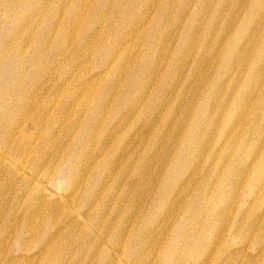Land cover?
Masks as SVG:
<instances>
[{
  "label": "rangeland",
  "instance_id": "rangeland-1",
  "mask_svg": "<svg viewBox=\"0 0 264 264\" xmlns=\"http://www.w3.org/2000/svg\"><path fill=\"white\" fill-rule=\"evenodd\" d=\"M32 1L0 0V41L9 49L5 52L6 58L18 56L12 47L16 42L21 43V52L26 56L22 57L21 78L16 82V90L21 92L15 95V99L23 103L22 107H27V103L30 105L29 114L24 111L26 108L10 110L15 116L24 117L27 114L28 121L22 124L21 134L13 133L9 137L6 130L0 127V148L4 149L7 143L13 144L8 146L0 165V264H161L162 245L179 229L184 230V241L179 243V251L191 252L195 243L216 244V253L204 260L206 264H264V223L260 232L252 229L247 238L242 236L241 231H230L231 224L245 228L248 216L259 212L264 204V186L258 201L253 200L250 190L255 176L259 175L264 182L262 167H255L249 180L244 175L239 179L235 176L236 172L251 166L254 156L250 153L252 144L260 150L262 142L256 132L264 126V120L258 119L263 115V108L254 103L252 112H249L253 116L241 125L239 144L233 148L222 144L223 149L219 148V153H214L222 137L220 133L213 134L207 130L196 138L197 145L189 144L192 124L199 121L200 106L210 97L213 87L228 84L233 79L234 86L226 88V91L231 90L230 97L239 93L241 97V89L247 86L244 79L251 62L256 63L258 74L264 76V56L259 50L260 47L264 49V5L258 23L249 27L252 31L255 25L256 31L249 32L243 40L248 49H241L243 53H239L241 57L244 54L248 57L247 64L231 75L230 68L223 69L222 58L200 57V44L194 41L193 35L185 42V34L190 29V21L196 16L195 32L200 35L207 21L216 18L217 24L205 36L204 52L209 55L217 45H221V54H225L238 45H234L237 37L234 31L240 16L246 14L253 0H137L135 5L130 4L131 0H62L63 10L60 9L58 18V0H50L55 4L41 11L36 7L43 0H37L34 9L28 5ZM186 2L189 3L188 12L183 11ZM34 17L35 24L25 25L26 20ZM173 18H178V22L167 25ZM139 19L142 22L146 19L145 24L137 23ZM158 21L166 23L165 30H160L154 40H149L148 36ZM136 30L138 32L134 36L133 31ZM38 31L46 33L45 39L51 31L54 34L75 33L76 36L69 41L73 50L60 64L61 54L56 53L55 46L48 45L49 49L43 57L35 36ZM33 34V41H37L38 45L30 37ZM124 38L127 39L125 43ZM215 39L219 42L216 43ZM88 40L89 44L86 43ZM161 40L166 43V50L160 46ZM183 41L186 45L181 47L176 59L174 54ZM55 43L57 41L52 42ZM85 45L89 46V50L85 58H79ZM119 45L127 48L131 58L142 60L143 66L149 61L154 63L157 58L158 70L147 71L145 76L140 77V82L142 85L148 83V90L154 91L150 101L159 99L161 106L159 110L154 108L157 122L143 138L136 137V134L143 129L150 101L141 104V112L135 122L123 121L116 132V140L106 142L103 141L106 133L124 117L121 109L133 108L132 96L141 94L140 90L135 92L134 89L127 95L128 98L123 96L129 80L128 70L121 75H114L115 72L100 74L102 56L98 55L96 48L104 51ZM72 53L75 55L71 56ZM40 60H44V64L38 69L36 64ZM83 61L86 65L81 64ZM171 67L172 76L168 72ZM83 72H87V83L72 77ZM197 73H202L204 80ZM113 82L117 86L115 89ZM167 82L168 85H163ZM84 84H87L86 88ZM180 84L188 87L180 93L184 95V101L192 103V106L185 124L179 128L178 123L185 116L176 101ZM43 85L44 90L36 92ZM192 87L198 88L196 96L190 94ZM68 93L76 96L72 104L62 110ZM87 97L94 103L91 108L80 104ZM260 98L264 99L263 91ZM56 105L57 111L53 114L45 113L46 108L52 109ZM174 111L176 113L172 115ZM233 111L237 109L232 105L225 109L226 114ZM226 117L218 122L220 131L227 128ZM169 118L172 124L168 123ZM32 119L37 120L33 123ZM129 144L131 148L125 156L126 161L114 162ZM84 159L96 164L90 173L81 167ZM116 163L118 168L113 170L112 165ZM213 170L223 173L221 183L214 181ZM108 179L116 195L125 194L127 197L130 193L119 204L120 211L116 207L103 213L107 215L106 222L112 219L118 221L117 229L122 220L127 224L123 245L117 249L113 239L103 244L97 239L104 233L100 225L103 218H98L97 210L87 211L84 204L93 194H97L101 204L108 200L110 195L96 186L100 181L108 182ZM228 179L231 182L226 184L235 186L236 193L234 191L225 197L222 185ZM189 181L192 183L186 188L184 184ZM181 192L182 197L178 194ZM163 194L168 196L161 198ZM230 200L234 201L231 214L236 217L231 216L225 222V232L214 242V231L210 227L203 230L208 208L212 203L221 205L223 201ZM239 211L246 212V215L240 216ZM183 213L184 216H194L189 219ZM216 219L213 218L214 223ZM187 224L188 231L183 228ZM146 229L148 231L144 233ZM69 231L73 239L65 249L61 245L50 244L53 251L50 257L48 251H41L40 246L49 235H65ZM193 235L197 242L189 244L188 239ZM150 237L151 241L146 240ZM153 239L156 245L152 244ZM140 243L143 247L137 258L130 252L136 250ZM115 251V259L111 261L110 254ZM221 252L234 259L224 262L222 257L219 260Z\"/></svg>",
  "mask_w": 264,
  "mask_h": 264
},
{
  "label": "bare ground",
  "instance_id": "bare-ground-1",
  "mask_svg": "<svg viewBox=\"0 0 264 264\" xmlns=\"http://www.w3.org/2000/svg\"><path fill=\"white\" fill-rule=\"evenodd\" d=\"M55 1L50 2V0H43L36 7V10L41 11V10L47 9L48 7L51 8V6L53 4H55ZM58 1L60 2V4L58 5L59 7H58V10L56 13V15H57L56 18H58L60 16L61 11L63 10L61 8L63 6L62 0H58ZM136 2H137V0H131L130 4L135 5ZM202 2H203V0H202ZM202 2H201V4H202ZM36 4H37V0H33L28 5H30V7L32 9H34ZM262 5H264V0H253L251 7L246 11V14L243 16H240L239 24L236 26V29L234 31V35H237L234 45H237V44L238 45L236 47H231L225 54H221V49H222L220 47L221 45H217V48H215L214 50H211L209 55H206V52H204V48L206 46V41H207V37L205 38V36H206L207 32L210 31V29H212L215 26V24H217L218 20L216 18H211L209 21H207V23L205 24L203 31L200 35V33L196 34V32H195V29L197 27V16H196L193 20L190 21V29L187 30V33L185 34V38L186 37L187 38L186 39L184 38V41L185 42L188 41V39H190L191 36L193 35L194 41L198 42L200 44V50L198 51V54L200 57L203 56L204 58H211V59H218L219 57L222 58L221 65H222L223 69L225 70L226 68H230L229 73L231 75H234L240 69V66H242V65L244 66L245 63L247 64L248 57L245 54H244V57H241L239 53L242 52L241 49L243 51H246L248 49L246 44L243 43L245 41L244 38L249 34V32L253 33L256 31L255 25L258 23V20H259L258 18H259L260 13H261ZM60 9H61V11H60ZM183 11L184 12L189 11V3L188 2H186V4L183 6ZM178 20H179L178 18H173L171 21H169L167 23V25L168 24H172V25L176 24L178 22ZM25 22H26L25 25L29 26L30 24H32V22L35 24L36 20L34 17L33 19L26 20ZM145 22H146V19L143 22L139 19V21L137 23L145 24ZM254 23H255V25H254L252 31H250L249 27H250V25H252ZM165 27H166V23L158 21L156 23L155 27L153 28V30H151V32L148 36V39L154 40L157 36V33H161L160 30H162V31L165 30ZM231 27H232V25H231ZM231 27H229V30L231 29ZM230 31H232V30H230ZM230 31H229V35L232 34ZM137 32H138V30H136L135 32L133 31L134 36L136 35ZM204 33H205V35L203 36ZM45 35H46V33L44 31H38L35 33V36L38 38V42L40 43L39 47L43 51V57H45V52L47 53V50L49 49L48 45L49 46L50 45L55 46V47H57L56 53L61 54L60 55L61 57L59 58V63H58V64H60L62 59L65 56H67L73 50V48H71L69 45V41L71 39H73V36H76L75 33L68 32L67 34H63V33H60V34L55 33L54 34V32L51 31L49 34V37L47 39L44 38ZM31 36H32V41H33L34 34L30 35V37ZM126 40L127 39L124 38L123 42L125 43ZM51 41L52 42L57 41V43L52 44ZM184 41L182 42V44H181L180 48L178 49V51L176 52V54H174L176 59L178 58V56L180 54L181 47L183 45H186V44H184L185 43ZM215 41H216V43L219 42L218 39H215ZM36 42L37 41H33V43H36ZM38 42H37V45H38ZM160 42H161L160 46H163L164 50H166V48H167L166 43H164V41H162V40ZM86 43L89 44L90 40H88ZM12 47L14 50H16L15 52H17L18 56L16 55L17 56L16 58H12V59L9 58L8 59V58H6L7 54L5 52H7L9 49L7 46H4L2 41H0V127L4 128L6 130L5 132H7L9 137L13 133H14V135L21 134L22 129L24 127L23 125L28 121L27 114H29L28 110L30 109V105H28V103H27V107L26 106L22 107L21 105L23 103L22 102L18 103V101L15 99V95L19 92L16 90L17 89L16 82H17L18 78H21L20 68H21V65L24 61V60H22V57L26 58V56H25V53L21 52L22 46H21L20 42L14 43ZM92 47L95 49L94 46H92ZM87 50H89V46L88 45L83 46L82 54L80 57L79 56L78 57L79 58H85V55L87 54ZM96 50L98 52V55L102 56V66H101V70H100L101 75L112 74V72H115L114 75L115 74L121 75L125 71H127V70L129 71L128 84L126 85V88H124V90H123V92H124L123 96L124 97L128 98L129 96H127V95H130L134 89H135V92L139 91V90L141 91V94L135 93V95L132 96V98H133L132 107L133 108H131V106L125 107V108L123 107L121 110H123V116L124 117L121 119V121L114 124L110 128V131H108V133H106V136L104 137L103 141L112 142V141L116 140L115 139L116 132H118L119 129L121 128V126L123 125V121H128L130 124L132 122H135L139 116V112H141V104H143L145 101H150L151 95L154 93V91L150 92L148 90V88H149L148 83L146 85H142L140 82L141 81L140 77L145 76L147 74L146 73L147 71H157L159 68L157 65L158 61H157V58H155L154 63L152 61H149V64H146L143 66V64H141V63H143L142 60H139L138 58H131L130 53L127 52V48L120 46V45L118 47H109V48L105 49L104 51H101L100 48H96ZM259 50L261 52H263V56H264V49L262 47H260ZM79 53H80V49L77 51V54H79ZM74 55L75 54L72 53L71 56H74ZM31 59L33 61V57H31ZM43 62H44V60H40L39 64L38 63L36 64L38 69L41 67V65L44 64ZM81 64L84 65L85 61H83ZM134 67H135V70L133 71ZM141 67H143L144 69L141 70L140 69ZM168 72L172 76V67H171V69L168 70ZM86 74H87V72L86 73L83 72L80 74L78 73L72 77L81 80L83 83H87L89 80L86 77L87 76ZM197 74L199 77H201V79L204 80L205 76L202 73H197ZM231 79H232V77L230 78V80ZM69 82H71V81H69ZM117 82L118 81H116V83ZM234 83H235V81L232 79L228 84L219 85L220 87L215 86L211 89V91L209 93L210 97H207L204 104H202L200 106L199 114H198V116H199L198 120L199 121H197V123H195V124L194 123L192 124V129L190 130V135H189V138H191V139H189V140H191V141H189L190 145H192V146H194L195 144L197 145L196 138L199 137V135H203L202 131L205 133V130H207V132H211L213 134H219L220 133V136L222 137L221 142L218 143L217 147H215V149L216 148L217 149L214 151V153H219V151L221 149H223L225 144H227V146L229 148H233L239 144L238 139L241 135V133H240L241 125L243 123L248 122V120L253 116V114H249V112H252V108H253L254 103H256V104L259 103V105H261V107L263 108V111H264V99L260 98V93L262 91L264 92V76L261 74H258L255 62L250 63V66L248 69V74L244 79V83L247 86L245 88L241 89V91H242L241 97H240V93L236 97H230L229 93L231 90L226 91V88L231 89L234 86ZM84 85L86 88L87 84H84ZM112 85H113L112 87H114V89L117 87V86H115L114 82L112 83ZM163 85H168V82L164 83ZM178 87H179L178 88L179 92H178L177 97H176L177 106H178V109L181 111V113L183 111L184 115H185L184 118L182 119V121L180 123H178L179 128H180V126L183 127V125L186 122V119H187L186 116H188L190 111H191L192 103L185 102L184 101V95L182 93H180V90H184V88L186 89L188 87L187 86L183 87L182 84H180ZM44 88H45V85H43L42 88L40 87L38 90H36V92H38V91L42 92L44 90ZM161 88L165 89L166 87L163 88L161 86ZM18 89H20V88L18 87ZM197 89L198 88L192 87V89L190 90V94L196 96L198 94ZM70 94L71 93L67 94V99H66L65 104L62 106V110L64 108L69 107V105L72 104V100H74V98L76 96V95H70ZM23 95H24V93H23ZM80 104H81V106H84L86 108H91L94 103L90 99V97H87ZM230 105L235 106L237 111H233V112H231V114H226L225 109H227V107H230ZM57 106L58 105H56L52 109L46 108L45 113L47 115L53 114L54 111L56 110ZM160 106H161V104H160L159 99H153L149 102V108L147 111V118L144 121L143 129H140V132L136 134V137H142L143 138L148 133V130L151 128V126L157 122V115H154V108L158 107V110H159ZM21 108L22 109L26 108L24 111H27V114H25L24 117L23 116L21 117L20 115L15 116L13 113H10V110L18 111V109H21ZM215 109H217V110H215ZM211 111H213V113ZM175 113L176 112L174 111L172 115H174ZM263 115H264V112H263ZM223 116H227L226 118H227L228 124H227L226 130L220 131L218 129L217 125H218L219 120ZM262 116L260 115L258 118L260 121H261V119L264 120V117H262ZM47 118H49V116H47ZM36 120L37 119H32V122L34 123V122H36ZM262 122L264 125V121H262ZM168 123L172 124V119L169 118ZM206 124H208V125L206 126ZM196 127H198V128H196ZM194 128H196V129H194ZM251 129H254V128H251ZM245 132L246 131H244V133ZM256 133H257V135H259V139L262 142V144L259 146L260 150H257L255 145L252 144V149L250 150V153H251V155H254L253 156V162H252L251 166H249V169L247 167H245V169L240 170L238 173L236 172L235 176L238 179L243 177V175H244V178L246 180H249L251 174L253 173L252 170L254 171L255 167L259 166L257 169H259L260 167H262L264 169V158H263V153H262V152H264V126L261 130L257 131ZM23 141L26 142V140H22L21 142H23ZM29 143H30V140H29ZM222 144L224 146H222ZM31 145H32V143H31ZM8 146H13V144L7 143V146L4 149L0 148V165H1V161L4 158L5 154H7ZM19 147H21V146L19 145ZM129 148H131V144L125 146V148L123 150H121V154L119 155V157L114 162H116V161L125 162L126 161L125 156L130 153ZM219 148H220V150H219ZM106 164L107 163L104 164V167L106 166ZM117 165H118V163H116L115 166H114V164L112 165L113 170L118 168V167H116ZM95 166H96V164H94L93 162H87V160H85V159L81 165L82 168L88 169L87 170L88 173H90L92 171V169L95 168ZM0 169H1V166H0ZM213 174H214L213 175L214 181L217 180L218 182L221 183L222 179H223V173L220 170H213ZM84 179H86V178H84ZM103 182H104V179H103ZM103 182L100 181L99 183L96 184V186L101 187L102 191L105 190L110 195L108 200L104 203L102 202V204H101V199L97 196V194H93L92 196H90L88 199L85 200L84 204H85V207H87L86 208L87 211L97 210L100 212V214H99V212L97 214L98 218L100 219V216H102V218H103L102 221L100 222V225H102V228H104V233L101 235V237H98L97 239L102 240V244H103V242H107L108 240L110 241L113 239V241L117 244V246L115 247V249H117L118 247H121V245H123V242H124L123 237L127 233V230H128L127 224L124 222V220H122V223L119 224L118 229H117L116 225H117L118 221H115L112 219V221L106 222L107 215H103V213L108 211L110 208H116L117 207L119 210V204H121L130 195V193H128L127 197L125 194L116 195L115 194L116 191L112 188L113 185L110 183V180L108 179V182H105V183H103ZM227 182L230 183L231 181L228 179L222 185L223 190H225V194H226L225 197H227L229 194H232L235 191V186L234 187L229 186L228 184H226ZM75 183L77 184V181H75ZM191 183H192V181L185 182L184 185H186L185 186L186 188H189ZM259 185H260V187H259ZM263 186H264V182L262 181V179L260 178L259 175L255 176L252 179L251 184H250V190H251V193L253 194L252 195L253 200L258 201L261 199L260 190L262 189ZM228 187H229V190H228ZM258 187H259V189H258ZM165 191H166V189H165ZM73 192L78 193L77 191H73ZM235 193H236V191H235ZM235 193H234V195H236ZM178 194L180 195V197H182V192L178 193ZM167 196H168V194H163V195H161V198H165ZM40 198H41V200L44 199L43 197H40ZM128 200H130V199L128 198ZM232 201L233 200H230V202L229 201H223L221 203V205H218L216 203H212L210 205V207L208 208L209 209L208 215H207V218L205 220V225H203V230L210 227L212 229V232L214 231L213 232L214 235L212 237V240H214V242H216V240L220 239L222 233L225 232V229H226L225 222L229 221L231 216L234 218L236 217V216L231 214ZM184 214L185 213H183V216H184ZM252 214H253V216H248V220L246 221L245 228H243L239 224H237V225L231 224V230L230 231H232V232H235L236 230L241 231L242 236L245 238H247L248 232L252 231V229L254 232L255 231L260 232L262 224L264 223V204L262 206V209L259 212H257V213L255 212ZM192 215L193 214H186L184 217H188L190 219V217ZM239 215L245 216L246 212L239 211ZM214 217H217L215 223L213 222ZM127 219L128 218H126V222H127ZM188 227H189L188 224L186 226H183V228H185L186 231H188V229H187ZM223 228H225V229H223ZM147 231H148V229H146L144 231V233H146ZM194 231H195V229H194ZM227 232L228 231H226V233ZM70 233L71 232L69 231L65 235L60 234V233L57 235H51V236L49 235L47 238H45L43 244L40 246L41 251H46V252L48 251V257H50L52 252H53L52 248H51L52 245H55V244H57L59 246L61 245V248L65 249L67 247V245H69L73 239V234H70ZM149 234H150V231H149ZM183 235H184V230L179 229L170 236L169 240H167L166 243H164L162 245V248H163L162 253L163 254L161 255V264H206V262L204 260L206 258L209 259V257H211L212 255H214V253H216L215 252L216 244L208 245V243H202V244H198V245H197V243H195L193 246V250L191 252H187V251H183V250L179 251L178 245L181 241H184ZM141 237H145V236H141ZM194 238H195L194 235L189 237V239H190V240L188 239L189 244L193 243V242H197V241H195ZM146 240L151 241V237L146 239ZM141 243L138 244V247L136 250H133L130 252V254L132 256L137 257V258L140 256V252H141L142 247H143V245ZM153 243H154V245H156V242H154V239L152 240V244ZM50 244H52V245L50 246ZM134 244H135V241H134L133 245ZM184 245L186 246V244H184ZM115 249H112L111 251H114ZM115 253H116V251L114 252V254H112V253L110 254L111 261H113L115 259V257H114ZM227 254L228 253L221 252L218 256V258H220L219 260H221L222 257L225 259L224 262H226V261L230 262L229 259H234V258H231V255H227ZM233 254H237V253H233ZM52 257H54V253H53ZM108 259H109V257H108ZM224 262H222V263H224Z\"/></svg>",
  "mask_w": 264,
  "mask_h": 264
}]
</instances>
